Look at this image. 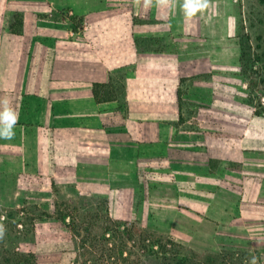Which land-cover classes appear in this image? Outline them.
<instances>
[{
	"label": "rangeland",
	"instance_id": "374dc122",
	"mask_svg": "<svg viewBox=\"0 0 264 264\" xmlns=\"http://www.w3.org/2000/svg\"><path fill=\"white\" fill-rule=\"evenodd\" d=\"M129 1L123 0L121 7H112L116 11L113 14H120L121 20L114 23L120 30L114 36L110 33L111 43L105 45L106 59L115 58L119 63L118 72H113L108 81L118 109L124 111V84L130 71L126 67L130 63L140 67L134 61L136 54L129 48L134 45L141 52H167L185 62L184 76L177 81L178 115L158 122L138 119V151L135 158L132 155V164L122 160L120 165L109 155L105 160L94 159V163L89 164L84 150L75 151L76 158L68 164L70 158L66 152L55 154L51 149L43 150L41 158L34 163V159L24 158L22 150H17L16 141L11 140L17 135L15 130L10 129L5 134L9 139L7 144L1 141L3 134L0 133V264L16 258V254L33 255L34 264H264V246H248L234 236L240 234V227L230 224L217 228L207 218L202 219L201 229H195L191 198L195 191L193 175L197 173L194 166L204 168L208 159L216 161L218 153L223 155L222 160L233 156L237 151L234 140L241 136V128L260 125L262 130L264 127V0L234 2V34L239 54L234 57L233 68L226 63L233 58L226 51L235 46L226 45V39L219 37L222 26L218 29L220 25L216 26L210 15L196 11L189 14L185 10L181 16L178 6H182V0H164L165 5H169L168 19L164 22L167 36L162 41H147L133 37V30L146 29L148 17L144 9L140 11L130 6ZM196 2L204 6L208 0ZM89 8L90 14H98V6ZM83 10L87 12L88 7L86 10L75 5L71 10L58 12L60 18H69L63 22L69 29V40H76L82 31H87ZM154 24L157 28L156 21ZM225 27L226 23L224 30ZM214 35L219 37L218 44ZM114 43L118 45L115 54L111 50ZM144 55L145 52L139 56L138 63L144 62ZM63 70L57 69V79L52 80L56 84L71 81L64 79ZM142 94L137 93V102L148 99L151 92ZM159 96L163 109L168 95L160 92ZM151 104L157 105L155 101ZM165 109L168 111V107ZM82 130L81 145L87 140ZM195 140L196 145L200 144L198 160L199 156L194 155ZM227 166L223 165L218 171L214 168L208 174L202 170V196L208 199L210 184L216 182L209 176L227 174ZM60 202L76 204L79 208L83 225L88 228L87 233L81 235L83 245L55 219V204ZM104 207L112 220L126 223L128 227L136 222L146 233L170 240L178 248L175 253L169 250L148 255L143 253L136 234L133 240L124 237L123 248L120 239L114 236L122 228L103 232L102 223L89 220L94 214H97L96 219L100 218ZM21 208L33 213L24 226L18 223L19 217L6 218ZM36 209L46 214L39 215ZM121 248L125 252L121 253ZM110 251L115 252L113 258L108 257ZM153 251H157L156 248Z\"/></svg>",
	"mask_w": 264,
	"mask_h": 264
},
{
	"label": "crops",
	"instance_id": "0c3cea01",
	"mask_svg": "<svg viewBox=\"0 0 264 264\" xmlns=\"http://www.w3.org/2000/svg\"><path fill=\"white\" fill-rule=\"evenodd\" d=\"M234 2L208 0L201 10H196L210 15L216 26L220 25L218 29L222 26L219 37L226 39V45L235 46L226 51L233 57L226 62L232 68L234 57L239 54L234 34ZM123 3V0H0V133L3 143H9L5 134L11 129L17 134L11 138L18 144L17 150H22L24 158L34 159V163L41 158L43 150L51 149L55 154L66 152L70 158L68 164L79 150L86 151L89 164L94 163V159L105 160L108 155L120 165L122 160L132 164V155L135 158L138 151V119L158 122L177 117V81L184 76L185 62L167 52H141L134 45L129 48L136 54L134 61L140 67L131 63L126 67L130 71L124 84V111L118 109L117 100L102 104L94 100L92 85L105 84L113 72H118L119 63L115 58L109 61L105 57V45L110 42L108 38H113L120 30L114 26L121 20L120 14H113L116 11L112 7H121ZM128 4L140 11L144 9L148 17L146 29L133 30V37L162 41L167 36L164 22L168 19L169 5H165L164 0H130ZM184 4L182 0V6H178L181 16L185 13ZM75 5L86 7V10L88 7L87 12L82 11L88 28L81 32L80 38L69 40V29L63 25L69 18H60L58 12L66 8L71 10ZM91 6L99 7L97 15L90 14ZM242 12L245 15V9ZM222 22L226 23L225 30ZM11 26L18 34L12 32ZM219 37L216 35L215 39ZM218 39L215 44L219 43ZM117 49L114 43L112 52L115 54ZM144 52V62L138 63ZM59 67L64 69V79L71 81H61L64 82L61 84L52 81L57 79ZM148 91L151 92L148 99L135 100L138 92L143 96L142 93ZM160 92L168 95L163 109ZM153 101L157 105H152ZM251 126L240 129L241 136L234 140L237 151L233 156L222 160L223 155L218 153L216 161L208 159L204 168L201 164L202 169L194 166L197 173L193 175L195 191L191 198L195 229H201L202 219L206 221L207 218L217 228L231 224L241 229L235 237L256 247L264 246V127L261 130L260 125ZM81 129L87 134L83 145L79 143ZM199 150L200 144L196 145L195 140L197 160L200 159ZM225 164L228 165L225 173H228L211 174L210 180L216 182L210 184L209 198L202 196V170L208 174Z\"/></svg>",
	"mask_w": 264,
	"mask_h": 264
},
{
	"label": "trees",
	"instance_id": "16d2710c",
	"mask_svg": "<svg viewBox=\"0 0 264 264\" xmlns=\"http://www.w3.org/2000/svg\"><path fill=\"white\" fill-rule=\"evenodd\" d=\"M11 30L13 33L18 34V30L15 29L14 26H11ZM242 57L244 58V55L241 50V59ZM92 94H93L95 102L98 104L107 103V102L116 100V96L112 90V87L110 86V83L108 82L105 84H93ZM102 203L105 204V201H103ZM35 212H38L39 215L46 214L43 212L39 213V209L38 210L36 209ZM31 214L33 213L30 212L28 208H21V209H16L10 215H7L6 218L16 219L17 217H19L18 223L24 226L28 220V216ZM54 216L56 220L63 223V225L69 230V232L72 234L75 240L79 239V243H81L82 245L84 244V236L81 237V235L86 234L88 231V228L86 225H83L84 220L80 218L79 208L76 206V204H71L68 202L56 203L55 210H54ZM96 217H97V214H94L89 218V220L98 221L102 223L100 229H103V232L104 231L110 232L112 231V229L119 230L122 228L121 231H119V233H115L116 235L114 234V236H117L116 238L120 239V244L123 246V248H124V245H123L124 237L125 238L127 237L128 240H133L135 238L134 234L137 235L138 243L139 244L141 243V245H143L142 247L143 253L145 252L148 255L150 254L152 255V253L164 254V253H167L169 250L175 253V250L178 248V245H176L174 242L170 240H165L160 236H155L154 234L152 235V234L146 233L144 227L140 225L138 226V223L136 222L133 225L128 227L126 223L123 224V223L112 220L107 211V208L105 207H104L103 215L98 219H96ZM29 223L32 226L31 219ZM31 231H33V229ZM144 244L146 245L144 246ZM153 248H156L157 251H153ZM119 251L123 253L125 252V249L121 248L119 249ZM114 254H115L114 251H110V254H108V257L113 258ZM15 256L16 258L6 260L4 264H34L33 255L31 254H16ZM138 259H140V257H138ZM123 261L126 262L127 258H124ZM135 264H139V263L135 262Z\"/></svg>",
	"mask_w": 264,
	"mask_h": 264
},
{
	"label": "clouds",
	"instance_id": "9594fccd",
	"mask_svg": "<svg viewBox=\"0 0 264 264\" xmlns=\"http://www.w3.org/2000/svg\"><path fill=\"white\" fill-rule=\"evenodd\" d=\"M184 9L187 11V13L195 12L198 8L203 7L200 3H197L196 0H186V3L184 4Z\"/></svg>",
	"mask_w": 264,
	"mask_h": 264
}]
</instances>
